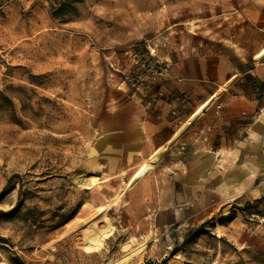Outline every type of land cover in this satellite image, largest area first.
<instances>
[{"label": "rangeland", "instance_id": "1", "mask_svg": "<svg viewBox=\"0 0 264 264\" xmlns=\"http://www.w3.org/2000/svg\"><path fill=\"white\" fill-rule=\"evenodd\" d=\"M248 2L82 0L62 22L52 0H0V264H264V188L180 205L156 185L127 187L134 174L101 177L94 158L115 100L176 79L169 61V75L153 73L156 56L264 37L233 25Z\"/></svg>", "mask_w": 264, "mask_h": 264}, {"label": "crops", "instance_id": "2", "mask_svg": "<svg viewBox=\"0 0 264 264\" xmlns=\"http://www.w3.org/2000/svg\"><path fill=\"white\" fill-rule=\"evenodd\" d=\"M230 15L233 25L258 29L264 0ZM246 42L231 38L226 51L192 48L176 58L156 56L171 62L169 74L176 79L161 78L111 104L95 142L101 177L128 181L147 164L137 183L156 185L161 201L167 195L198 207L264 188V97L256 94L257 84H264V59L249 62L264 37L250 47ZM154 90L164 96L153 98ZM157 152V161H149Z\"/></svg>", "mask_w": 264, "mask_h": 264}, {"label": "trees", "instance_id": "3", "mask_svg": "<svg viewBox=\"0 0 264 264\" xmlns=\"http://www.w3.org/2000/svg\"><path fill=\"white\" fill-rule=\"evenodd\" d=\"M52 1L57 4V7L55 9V14L53 15H55V17L57 16L60 19V21L63 22V21H66L64 17L69 18L71 15H73L75 11L74 4L79 3L82 0H52ZM231 207L233 209H238V207L235 206L234 204H232ZM239 209L243 210V208H239ZM229 216H231V214H229L227 217ZM217 220L222 221L223 217L219 216ZM204 225H205V222L201 223L198 226L197 231H201ZM173 251H176V250H173ZM173 251L171 252V255L174 253ZM169 257L162 259L160 262L147 261V262H144L143 264H166ZM17 264H22V263L17 262Z\"/></svg>", "mask_w": 264, "mask_h": 264}, {"label": "bare ground", "instance_id": "4", "mask_svg": "<svg viewBox=\"0 0 264 264\" xmlns=\"http://www.w3.org/2000/svg\"><path fill=\"white\" fill-rule=\"evenodd\" d=\"M264 57V51H261L256 58L260 59ZM208 104V103H206ZM203 108H200L198 111H197V115L200 114V112L202 111ZM159 157V153H155L154 155H152L149 159V161L151 162H156L157 159ZM149 169V166L146 164V165H143L135 174L134 176L132 177V179L130 180V182L127 184V187L131 186L132 184H134L135 182L139 181L148 171ZM83 179L80 178V180L77 181L80 182L82 181ZM95 230V229H94ZM93 230V231H94ZM91 233V232H90ZM100 237H101V233L100 232H97V230H95L94 232L91 233V235L88 234V236L86 237L87 238V242H86V249H95L96 247L99 246L100 244Z\"/></svg>", "mask_w": 264, "mask_h": 264}, {"label": "built area", "instance_id": "5", "mask_svg": "<svg viewBox=\"0 0 264 264\" xmlns=\"http://www.w3.org/2000/svg\"><path fill=\"white\" fill-rule=\"evenodd\" d=\"M150 55H153V50L149 51ZM169 66L170 64L166 61L161 62L157 68L155 69V71L153 72L154 74L160 75V76H165L166 74H168V70H169ZM162 93L159 92V95H161ZM256 94L259 96L264 97V84H259L256 87ZM227 103H229V101L227 100ZM171 114L175 117H177V112L176 110H172Z\"/></svg>", "mask_w": 264, "mask_h": 264}, {"label": "water", "instance_id": "6", "mask_svg": "<svg viewBox=\"0 0 264 264\" xmlns=\"http://www.w3.org/2000/svg\"><path fill=\"white\" fill-rule=\"evenodd\" d=\"M173 138L171 140H169V142L167 143V146H170L173 143Z\"/></svg>", "mask_w": 264, "mask_h": 264}]
</instances>
